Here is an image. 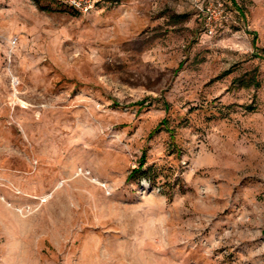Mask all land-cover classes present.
I'll return each instance as SVG.
<instances>
[{
  "label": "rangeland",
  "instance_id": "374dc122",
  "mask_svg": "<svg viewBox=\"0 0 264 264\" xmlns=\"http://www.w3.org/2000/svg\"><path fill=\"white\" fill-rule=\"evenodd\" d=\"M235 2L0 0V264H264V0Z\"/></svg>",
  "mask_w": 264,
  "mask_h": 264
},
{
  "label": "built area",
  "instance_id": "2783aa9c",
  "mask_svg": "<svg viewBox=\"0 0 264 264\" xmlns=\"http://www.w3.org/2000/svg\"><path fill=\"white\" fill-rule=\"evenodd\" d=\"M64 4L80 11V12H89L91 9H93L96 4L103 0H60ZM201 11L204 13V21H205V32L208 36H211L214 34L215 29L217 28L218 24H221L228 18V11L225 7L222 6V4L219 3L218 8V21L213 19V15L216 13L215 9H211V6L201 8Z\"/></svg>",
  "mask_w": 264,
  "mask_h": 264
},
{
  "label": "trees",
  "instance_id": "16d2710c",
  "mask_svg": "<svg viewBox=\"0 0 264 264\" xmlns=\"http://www.w3.org/2000/svg\"><path fill=\"white\" fill-rule=\"evenodd\" d=\"M34 1L38 2V0H34ZM231 1H232L233 4L237 5L236 2H235V0H231ZM255 81H256V80H255L254 77L250 78V82H252V83H254V84H257V82H255ZM250 82H245V83L243 84V86H244V87L249 86V85H250V84H249ZM159 126H160V125H158V126L154 129L153 132L157 131V130L159 129ZM153 132H152V133H153ZM143 163H144L143 161H140V165H139L137 168H134V169L130 172V174H129L128 177H127V180H129V179H130L135 173H138V172H140V171L142 170Z\"/></svg>",
  "mask_w": 264,
  "mask_h": 264
}]
</instances>
